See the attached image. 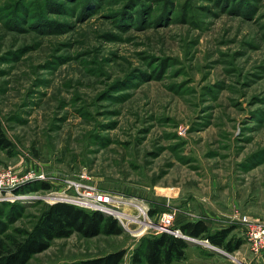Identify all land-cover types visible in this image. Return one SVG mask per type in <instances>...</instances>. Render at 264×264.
<instances>
[{
	"label": "rangeland",
	"instance_id": "obj_1",
	"mask_svg": "<svg viewBox=\"0 0 264 264\" xmlns=\"http://www.w3.org/2000/svg\"><path fill=\"white\" fill-rule=\"evenodd\" d=\"M0 124V170L23 180L0 191L3 248L85 190L110 194L122 227L26 264L120 248L130 264L144 235L195 219L243 251L231 210L264 218V0H0Z\"/></svg>",
	"mask_w": 264,
	"mask_h": 264
},
{
	"label": "trees",
	"instance_id": "obj_2",
	"mask_svg": "<svg viewBox=\"0 0 264 264\" xmlns=\"http://www.w3.org/2000/svg\"><path fill=\"white\" fill-rule=\"evenodd\" d=\"M10 145L11 142L0 124V148L8 149ZM40 187L46 188L47 185L41 184ZM176 229L179 234L162 231L144 235L131 253L130 264H170L182 260L190 243L186 237L205 239L208 244L228 252L238 249L244 242L241 237L230 234L233 228L211 229L202 219L185 220ZM121 232L122 227L111 215L100 210L56 201L46 206L34 227L22 239L11 241V247L8 248L0 245V264H26L34 254L45 250L51 240L65 238L73 233L93 237L98 234L118 235ZM124 255L125 249L120 248L60 264H120Z\"/></svg>",
	"mask_w": 264,
	"mask_h": 264
},
{
	"label": "built area",
	"instance_id": "obj_3",
	"mask_svg": "<svg viewBox=\"0 0 264 264\" xmlns=\"http://www.w3.org/2000/svg\"><path fill=\"white\" fill-rule=\"evenodd\" d=\"M22 181V178H19L18 174L11 168L6 167L0 170V191H7L11 188H15ZM82 194L89 197L90 202L79 201L78 203L73 202V204L90 210H100L108 215L115 217V211L109 207L110 200L112 198L110 194L98 192L95 190H85ZM56 201H61V199ZM139 209L142 214H145V210H142L143 208L139 206ZM117 217L119 218V216ZM230 217L232 220L236 221L239 224L241 234L247 241L250 249L255 254L261 253L264 250V218H253L238 208H234L231 210ZM172 231L173 232L170 233L179 234L178 230Z\"/></svg>",
	"mask_w": 264,
	"mask_h": 264
},
{
	"label": "crops",
	"instance_id": "obj_4",
	"mask_svg": "<svg viewBox=\"0 0 264 264\" xmlns=\"http://www.w3.org/2000/svg\"><path fill=\"white\" fill-rule=\"evenodd\" d=\"M241 249L233 251L239 253V260H232L220 252L218 254L217 250L211 249L204 241L192 242L185 250V258L170 264H264V250L257 256L250 252L248 246L243 251Z\"/></svg>",
	"mask_w": 264,
	"mask_h": 264
},
{
	"label": "bare ground",
	"instance_id": "obj_5",
	"mask_svg": "<svg viewBox=\"0 0 264 264\" xmlns=\"http://www.w3.org/2000/svg\"><path fill=\"white\" fill-rule=\"evenodd\" d=\"M113 200H114V199H113ZM120 201H121V200H120ZM125 202H126V201H125ZM129 203H130V202H129ZM137 205H138V204H137ZM137 205H136V206H137ZM138 206H139V205H138ZM125 215H126V214H125ZM145 216H146V215H145ZM166 218H167V216H163L162 220L165 221ZM163 227H165V226H163Z\"/></svg>",
	"mask_w": 264,
	"mask_h": 264
}]
</instances>
